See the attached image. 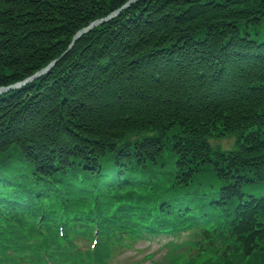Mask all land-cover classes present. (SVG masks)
I'll list each match as a JSON object with an SVG mask.
<instances>
[{
	"label": "trees",
	"instance_id": "obj_1",
	"mask_svg": "<svg viewBox=\"0 0 264 264\" xmlns=\"http://www.w3.org/2000/svg\"><path fill=\"white\" fill-rule=\"evenodd\" d=\"M127 1L0 0V85L55 60L0 95V183L13 166L34 167L37 179L17 181L81 183L110 205V195L130 191L127 210L155 172L174 170L175 198L151 202L161 228L176 230L179 210L191 228L201 196L218 207L234 198L223 242L247 253L264 239V42L251 33L264 24V0H137L69 47L77 31ZM171 131L164 152L158 136ZM228 134L238 135L237 150L212 151L209 139ZM197 174L210 183H197Z\"/></svg>",
	"mask_w": 264,
	"mask_h": 264
},
{
	"label": "rangeland",
	"instance_id": "obj_2",
	"mask_svg": "<svg viewBox=\"0 0 264 264\" xmlns=\"http://www.w3.org/2000/svg\"><path fill=\"white\" fill-rule=\"evenodd\" d=\"M259 26H256L255 28L253 27V29H251V33L254 35V37L257 36L259 41L264 42V24H257ZM252 35V36H253ZM178 131H171L169 134L165 133V135H159L158 138H162L161 140H163V147H164V152H167L169 150H171L170 148L174 145V136L177 134ZM238 138V135L236 134H232V135H225L224 137H215L213 140H210V145L212 146L214 151H225L228 149H234L235 148V143L236 140ZM139 136H132V138H130V140H128L129 142H133V141H137L139 140ZM202 167V166H201ZM129 168V167H128ZM183 170V169H182ZM207 171V170H205ZM156 175H153L151 177V185L149 187L148 190V194L146 195V197H150L152 194H154L155 196H167L169 195V198H175L174 195L175 193L173 191H168L169 189L171 190H176V187L174 184L171 183V180L175 177L176 175V171L174 170H166V171H162L159 170L157 172H155ZM57 177V176H56ZM197 177V183L200 184H209V180L203 177H200L199 174L196 175ZM56 179V178H55ZM114 180V179H113ZM117 180V179H116ZM115 180V181H116ZM146 182H150V181H146ZM117 184H120L119 182H116ZM121 185V184H120ZM174 185V186H173ZM157 186L159 188H152ZM161 190L165 191L162 192ZM159 191V194H155V192ZM180 192L177 193V195H179ZM241 198V200L243 202H246L247 199L244 197H238ZM237 205V201L236 200H231V206L232 209L234 210L236 208ZM190 239L188 236H183V238H178V237H171V238H167L165 236L160 237L159 240L156 241H152V242H139L137 244V246L139 248L142 249L141 253H145L147 251L152 252L156 249L159 248V252L158 253H163L166 250L165 247V242L169 241L167 246L170 249H173L174 251H172V253L170 254V257L165 261H170V262H174L177 258V254L175 252H185L189 246H193V244L190 243H186L188 240ZM21 240V244L28 249V253H30L34 259H36V263L35 264H45L43 262V255L40 254V250L42 247V242H39L40 240L36 239L37 241H32L30 242L29 240H26V235L23 231H17L15 234V237L13 239V242L15 244H17V241ZM183 240H185V244L183 245ZM49 245L51 242L48 241L47 242ZM55 243V248L57 250H59L60 252L63 251V248L60 247L59 245V241L56 240L54 241ZM175 243H179L178 246L174 249L173 245ZM149 245L150 246H145V245ZM182 245V246H181ZM136 246V247H137ZM59 247V249H58ZM220 251H217L214 256L211 259H214L216 257H221V255H219ZM65 254L68 253H62V256L64 257ZM160 256L159 254L154 255L153 258ZM69 256H65V258H68ZM264 259V239L263 241H260L258 244L257 242L255 243L254 247H251V249H249V251L247 253L241 254L239 251L235 252V250L230 254V259H227L224 261V264H262V260ZM151 260V259H150ZM54 261H58L56 258L54 259ZM56 264H61V260L60 263L59 261Z\"/></svg>",
	"mask_w": 264,
	"mask_h": 264
},
{
	"label": "water",
	"instance_id": "obj_3",
	"mask_svg": "<svg viewBox=\"0 0 264 264\" xmlns=\"http://www.w3.org/2000/svg\"><path fill=\"white\" fill-rule=\"evenodd\" d=\"M134 0H129V2L126 4V5H128V4H130L131 2H133ZM125 5V6H126ZM115 14V13H114ZM114 14H112V15H114ZM111 15V16H112ZM111 16H109V17H107L106 19H109V18H111ZM106 19H102L101 21H97V22H93L89 27H87V28H85V29H81L80 31H78L77 33H76V35L74 36V38H73V41H75L76 39H78L81 35H83L90 27H93L95 24H99V23H102V22H104ZM53 63L54 62H52L51 64H49L47 67H45L44 69H42V70H40V71H38L37 73H35L34 75H33V77L32 78H36V77H38L39 75H41L42 73H44V72H47L50 68H51V66L53 65Z\"/></svg>",
	"mask_w": 264,
	"mask_h": 264
}]
</instances>
